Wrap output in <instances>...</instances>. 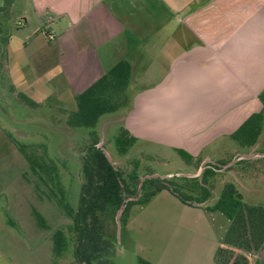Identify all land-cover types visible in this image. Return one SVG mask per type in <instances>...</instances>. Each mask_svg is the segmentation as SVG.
Segmentation results:
<instances>
[{
	"label": "crops",
	"instance_id": "crops-1",
	"mask_svg": "<svg viewBox=\"0 0 264 264\" xmlns=\"http://www.w3.org/2000/svg\"><path fill=\"white\" fill-rule=\"evenodd\" d=\"M0 8L10 28L0 88L16 110L7 116L13 131L0 127L1 188L10 174L21 184L29 167L16 138L35 131L27 127L28 110H76V96L119 62L130 66V103L108 113L117 116L103 126L119 122L118 130L127 128L136 137L131 151L152 158L146 149L153 147L180 158L176 150L182 149L207 163L261 152L264 125L251 147L230 135L263 107L264 0H0ZM64 122L77 129L66 117ZM100 141L104 144L101 136ZM180 160V167L192 168ZM241 166L227 171L240 174ZM207 204L187 205L162 190L134 205L125 225L130 257L154 264H170L167 258L172 264H215L230 221L205 209ZM33 234L37 237L36 230ZM196 237L203 244H185ZM16 241L23 246L26 231ZM123 249L121 244L119 252ZM0 264H11L1 252Z\"/></svg>",
	"mask_w": 264,
	"mask_h": 264
},
{
	"label": "trees",
	"instance_id": "trees-1",
	"mask_svg": "<svg viewBox=\"0 0 264 264\" xmlns=\"http://www.w3.org/2000/svg\"><path fill=\"white\" fill-rule=\"evenodd\" d=\"M0 12H3V8H0ZM0 17L5 18L3 15ZM45 34L48 36L47 31ZM129 76V64L119 62L76 96V110L67 111L58 108L59 112L65 115L66 123L69 126L88 130V141L84 151L81 152L82 182L79 205L75 210L65 207L66 213L72 219L71 228L76 236L73 257L78 264H115L114 256L117 253L116 243H118L115 216L127 197L138 196L137 199H130L126 202L120 217L121 225L127 222L130 209L134 205L148 202L162 190H168L184 204L200 206V203L207 201L213 195L212 177L220 171L222 165L231 160H220L224 162L221 165L206 163V167L200 176L173 175L165 179L158 177L145 179L140 191L141 177L155 173L152 170L149 173L146 172L147 169L146 171L143 169L145 168L143 167L145 161L135 158L129 162L131 166L124 172L117 163L112 165L97 145L100 142V135L97 130L100 118L107 113L126 108L130 103V98L127 95ZM259 98L263 103L262 109L252 113L230 135L241 147L254 145L262 131L264 125V89L260 92ZM135 141L136 137L127 128L120 127L114 137L117 154L122 157L129 155ZM17 145L20 149L21 146ZM176 151L187 166L193 167V163L198 160V158L194 160L191 154L182 149ZM21 152L27 158L29 167L34 169L36 165L32 163L34 161L25 152L22 150ZM260 159H264V157H255L253 160L252 158L240 159L233 165L226 167L225 170L231 169L235 164H242L241 168H243L246 164L253 161L258 162ZM36 167L41 168L42 166L38 164ZM186 178L192 181V187H183L175 181ZM205 209L218 210L230 221L221 243L215 249L214 263L255 264L252 254L264 246V206L246 204L236 186L231 182H226L215 201L207 204ZM111 210L114 212L113 225L104 222L105 214ZM114 227L115 231H113ZM64 240V233L61 230H56L53 234L54 252L56 254H59L63 249ZM136 260L137 264H154L140 255L136 256Z\"/></svg>",
	"mask_w": 264,
	"mask_h": 264
},
{
	"label": "rangeland",
	"instance_id": "rangeland-1",
	"mask_svg": "<svg viewBox=\"0 0 264 264\" xmlns=\"http://www.w3.org/2000/svg\"><path fill=\"white\" fill-rule=\"evenodd\" d=\"M8 21V17H0V60L3 59V46L10 29ZM18 36L21 37V35ZM5 96L0 88V105H2L0 127L13 131V125L7 120V116L13 117L16 110ZM115 115L116 113L105 114L97 127L104 141L102 146L112 158L117 156L114 137L118 133L117 128L120 123H110L106 126L103 124ZM26 116L32 121L27 127H32L35 131H30L23 138L16 136L19 141L17 144L34 161L32 163L39 164V166L41 164L42 167L38 168L35 165L34 169L31 167L26 169L23 178L27 183L23 179H21V184H17V181L13 182L15 178L10 174L8 180L5 181L8 182L6 186L0 187L2 192H0V238L5 241L0 240V252L11 264L23 262L20 258L21 255L26 262L25 264H78L73 257L76 236L71 228L72 219L66 213L65 207L75 210L79 205L82 182L81 152L84 151L88 141V130L85 128H68L64 122L65 115L61 112L54 114L46 108H42V110L30 108ZM260 140L259 150L264 152V130ZM1 148L5 151L4 146ZM146 150L152 155V158L146 157L141 152L131 151L125 158L118 157L113 161L125 172L131 166L130 161L140 158L141 161H145L143 164L145 168L143 169L145 171L147 169L146 172L150 173L152 170L160 175H165V172H195L201 162L199 158L193 163L192 168L186 169L180 167V158L170 157L172 154L167 150L157 151L153 147ZM49 159L53 161L50 162ZM14 160L9 159V163H13ZM216 163L221 165L224 162L218 160ZM221 167L220 171L211 179L214 195L219 194L224 183L231 182L240 191L246 204L264 206V159L246 164L240 168L242 169L240 174L228 172L229 169L228 171L225 170L226 168L223 169V165ZM39 169L41 170L39 171ZM4 178L5 176L1 175L0 181ZM175 181L183 187H192V181L189 178ZM2 184L0 183V185ZM19 206H23V209L19 210ZM113 213L112 210L111 212L108 211L104 216V222L113 225ZM126 223H123L120 229V242L125 250L119 252L121 244L116 243V250L119 253L116 254L115 263L137 264L136 257H130L128 243L125 241ZM23 230L26 231V242L20 246L16 240L23 233ZM35 230L37 237L36 234H33ZM56 230H61L65 239L64 247L59 254L54 252L53 234ZM113 231H115V227ZM185 244L201 245L203 244V237L187 239ZM148 252L158 253L153 250H148ZM26 256L29 258L26 259ZM252 258L255 264H264V246L261 250L253 253ZM166 260L170 264L173 263L172 258Z\"/></svg>",
	"mask_w": 264,
	"mask_h": 264
},
{
	"label": "water",
	"instance_id": "water-1",
	"mask_svg": "<svg viewBox=\"0 0 264 264\" xmlns=\"http://www.w3.org/2000/svg\"><path fill=\"white\" fill-rule=\"evenodd\" d=\"M101 149L102 151L104 152L105 156L107 157L108 161L112 164V165H115V162L113 161L112 157L110 156V154L108 153V151L102 146V141H100L98 144H97ZM255 157H264V152H250V153H240L239 155H237L236 157H234L231 161H229L228 163L224 164L223 165V169L228 167V166H231L233 165L236 161L240 160V159H251V158H255ZM207 161H202L201 164L199 165L198 169L196 172L194 173H191V172H178V173H171V174H167V175H160V174H157V173H153V174H147V175H144L141 177L140 179V182H139V188H140V191H141V185H142V182L145 180V179H149V178H160V179H165V178H169V177H172L173 175H176V176H186V177H195V176H200L202 171L204 170V168L206 167V164ZM222 168V167H221ZM140 191H139V195H140ZM214 193L212 195V197L210 199H208L207 201L203 202V203H200L199 205H205L209 202L212 201V199L214 198ZM137 197H127L124 202L121 204V206L119 207L117 213H116V216H115V220H116V238H117V242L120 243V229H121V220H120V217H121V214L124 210V207L126 205V202L130 199H137Z\"/></svg>",
	"mask_w": 264,
	"mask_h": 264
},
{
	"label": "built area",
	"instance_id": "built-area-1",
	"mask_svg": "<svg viewBox=\"0 0 264 264\" xmlns=\"http://www.w3.org/2000/svg\"><path fill=\"white\" fill-rule=\"evenodd\" d=\"M48 38H49V39H51V38H52L51 34L49 35V33H48Z\"/></svg>",
	"mask_w": 264,
	"mask_h": 264
}]
</instances>
